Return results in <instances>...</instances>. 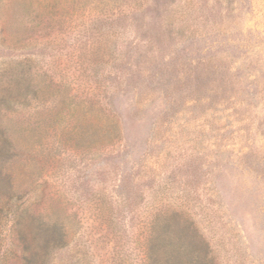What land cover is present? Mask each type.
Instances as JSON below:
<instances>
[{"label": "rangeland", "instance_id": "1", "mask_svg": "<svg viewBox=\"0 0 264 264\" xmlns=\"http://www.w3.org/2000/svg\"><path fill=\"white\" fill-rule=\"evenodd\" d=\"M0 131L47 264H264V0H0Z\"/></svg>", "mask_w": 264, "mask_h": 264}, {"label": "trees", "instance_id": "2", "mask_svg": "<svg viewBox=\"0 0 264 264\" xmlns=\"http://www.w3.org/2000/svg\"><path fill=\"white\" fill-rule=\"evenodd\" d=\"M26 89L30 92V85H27ZM8 102L21 105L17 98ZM14 156L13 139L0 131V216L4 215L6 218L5 223L0 220V231L6 229L10 234L9 243L0 254V264H8L12 261L17 264L18 262L47 264L50 253L64 245V236L56 225L47 227L34 221L27 209H21V205L16 204L20 197L16 196V191L13 189L12 173L6 168ZM178 235V244L172 252L175 264H212L214 262L208 245L196 230H190L188 226H184L179 230ZM184 237L188 240L187 244ZM158 248L153 247L150 249L151 252L148 250L146 253L148 264H159L155 255Z\"/></svg>", "mask_w": 264, "mask_h": 264}]
</instances>
